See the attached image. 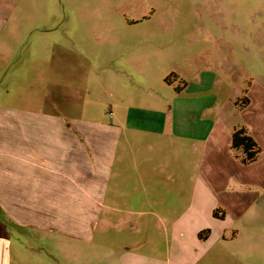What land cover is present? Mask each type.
<instances>
[{
  "label": "rangeland",
  "instance_id": "obj_1",
  "mask_svg": "<svg viewBox=\"0 0 264 264\" xmlns=\"http://www.w3.org/2000/svg\"><path fill=\"white\" fill-rule=\"evenodd\" d=\"M3 1L0 20L7 17L0 40L12 44L1 82L13 91L10 101L21 97L18 86L24 67L31 83L35 70H40L48 113L54 104L74 117H109L108 107L120 97L128 105L167 106L168 112L175 104L177 117H191L185 98H198L208 104L207 117L221 116V150L216 158L207 156L205 167L211 172L205 170L204 181L227 216H207L204 224L211 238L191 242L198 257L202 249H211L210 254L199 260L185 256L181 262L264 264V0ZM183 83L197 93L177 97L184 91ZM69 105L73 108L66 110ZM234 129H244L257 143L260 152L253 163L244 164V152L232 149ZM154 159L156 164L163 162ZM194 160L172 159L182 180L174 182L173 191H152L162 215L168 202H177L175 212L168 213L175 219L192 201ZM155 177L152 184L163 185L159 174ZM209 201L207 196L208 205ZM113 215V220L94 225L92 244H66L65 254L54 245L53 232L31 236L30 231L23 236L29 248L20 256L22 264H123L108 246L126 245L138 252L130 257L136 264L179 263L169 253V222L140 219L135 225L131 219L133 224L125 228L123 215ZM18 262L14 256L12 264Z\"/></svg>",
  "mask_w": 264,
  "mask_h": 264
},
{
  "label": "crops",
  "instance_id": "obj_2",
  "mask_svg": "<svg viewBox=\"0 0 264 264\" xmlns=\"http://www.w3.org/2000/svg\"><path fill=\"white\" fill-rule=\"evenodd\" d=\"M0 4L3 9L4 1ZM6 17L0 20V33ZM11 44L0 40V264H12L14 256L22 264L20 256L29 248L23 236L30 231L31 236L53 232L54 245L64 254L66 244H92L94 225L102 219L113 220V213L123 215L125 228L133 224L131 219L136 220L135 225L140 219L169 222L173 241L169 253L176 256L178 264H183L185 256L199 260L210 254L211 249H202L198 257L191 242L201 244L211 238L212 231L204 224L207 216L220 220L227 216L204 181L207 156L216 158L221 150V116L207 117L208 104L198 98H185L187 112L193 111L191 117H177L175 104L168 112L167 106L128 105L120 97L108 107L109 117H74L54 104L48 113L40 70H35L31 83L24 67L18 86L21 97L12 102L8 99L12 89L1 82L11 61ZM36 63L38 67L40 62ZM189 86L183 83L184 91L176 96L197 93ZM72 108L69 105L66 110ZM183 156L195 159L191 176L194 195L172 219L168 213L175 212L177 202L163 205L166 215H162L160 202L151 195L154 189H175L174 182L182 178L171 161ZM143 158L146 163L141 165L138 160ZM154 158L163 162L156 164ZM158 174L163 185L152 184ZM207 205L211 206L208 210ZM205 230L210 231L208 237L199 239ZM138 231L135 226L134 232ZM108 249L118 254L123 264H136L130 258L138 254L133 245Z\"/></svg>",
  "mask_w": 264,
  "mask_h": 264
},
{
  "label": "trees",
  "instance_id": "obj_3",
  "mask_svg": "<svg viewBox=\"0 0 264 264\" xmlns=\"http://www.w3.org/2000/svg\"><path fill=\"white\" fill-rule=\"evenodd\" d=\"M168 83V81H166ZM181 91H179L180 93ZM231 147L233 150H242L244 154L246 155V158L242 160L244 164H250L253 163L258 154H259V148L256 144V142L246 134L244 129L236 130L232 135L231 140ZM218 211L214 213V217L217 216ZM210 231L205 230L204 232H201L199 234V239H206L209 235Z\"/></svg>",
  "mask_w": 264,
  "mask_h": 264
}]
</instances>
